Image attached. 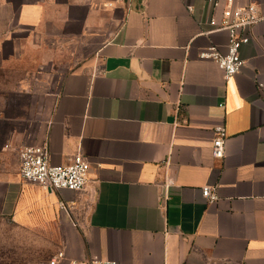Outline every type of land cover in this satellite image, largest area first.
Listing matches in <instances>:
<instances>
[{
	"label": "crops",
	"instance_id": "obj_1",
	"mask_svg": "<svg viewBox=\"0 0 264 264\" xmlns=\"http://www.w3.org/2000/svg\"><path fill=\"white\" fill-rule=\"evenodd\" d=\"M233 3L257 5L261 19L226 79L200 52L226 51L212 20L227 0H0L1 68L36 35L77 54L52 97L0 90V217L53 234L74 261L264 264V0ZM43 141L54 165L79 151L89 160L84 190L22 179L20 147Z\"/></svg>",
	"mask_w": 264,
	"mask_h": 264
},
{
	"label": "built area",
	"instance_id": "obj_2",
	"mask_svg": "<svg viewBox=\"0 0 264 264\" xmlns=\"http://www.w3.org/2000/svg\"><path fill=\"white\" fill-rule=\"evenodd\" d=\"M234 0H227V6L223 9L219 22L212 20L215 29L227 31V49L221 51L215 44L210 45L200 52L201 58L212 59L218 63L224 72V77L230 79L238 73L244 60L241 55L242 46L252 38V27L261 19L257 5L253 3L235 5ZM227 140V129L223 124L214 127L212 143L213 155L223 159ZM20 174L22 179L39 183L46 189L67 188L75 191L84 190L89 182V160L79 151L72 160L64 165H54L49 160V146L47 141L40 144L23 145L19 149ZM174 183L169 177L162 184L160 198H167V189ZM202 193L207 201L217 199L216 189L212 186H204ZM164 208V202L160 203ZM63 209H71L72 206L64 201L60 202ZM104 261L92 258L84 261L68 259L63 250H59L51 258L38 264H103Z\"/></svg>",
	"mask_w": 264,
	"mask_h": 264
},
{
	"label": "rangeland",
	"instance_id": "obj_3",
	"mask_svg": "<svg viewBox=\"0 0 264 264\" xmlns=\"http://www.w3.org/2000/svg\"><path fill=\"white\" fill-rule=\"evenodd\" d=\"M51 47L57 51V56L48 59L45 55ZM76 55L70 42L60 44L46 35H36L26 41L15 60L5 67L0 66V90L17 86L26 93L52 97L63 75L75 64ZM54 240L51 233L24 231L0 217V264L44 262L56 252Z\"/></svg>",
	"mask_w": 264,
	"mask_h": 264
}]
</instances>
